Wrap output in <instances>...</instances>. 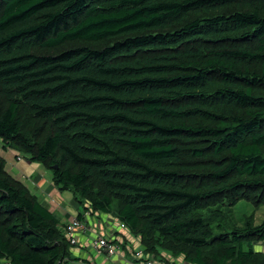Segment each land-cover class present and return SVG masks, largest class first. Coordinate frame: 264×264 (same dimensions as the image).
I'll return each instance as SVG.
<instances>
[{"label":"trees","instance_id":"1","mask_svg":"<svg viewBox=\"0 0 264 264\" xmlns=\"http://www.w3.org/2000/svg\"><path fill=\"white\" fill-rule=\"evenodd\" d=\"M0 139L130 255L264 264L223 210L264 205V0H0ZM66 228L0 155V264L67 263Z\"/></svg>","mask_w":264,"mask_h":264},{"label":"built area","instance_id":"2","mask_svg":"<svg viewBox=\"0 0 264 264\" xmlns=\"http://www.w3.org/2000/svg\"><path fill=\"white\" fill-rule=\"evenodd\" d=\"M114 223H116L114 218L109 215L103 217L85 211L82 218L74 219L66 225V233L71 243L76 247L80 245L81 238H88L90 248L97 256L115 263L116 260L122 261L124 255L122 245L118 244L119 239L115 235L116 232L125 230L126 227L124 224L119 223L113 226ZM98 227L101 228L98 229ZM144 251L141 246H134V254L131 256H133L135 262L122 261L121 264H188L151 258L145 255Z\"/></svg>","mask_w":264,"mask_h":264},{"label":"rangeland","instance_id":"3","mask_svg":"<svg viewBox=\"0 0 264 264\" xmlns=\"http://www.w3.org/2000/svg\"><path fill=\"white\" fill-rule=\"evenodd\" d=\"M10 154L16 155L19 153L17 151L14 152L10 148L5 149L3 146V143L0 139V155H2V157H5L8 160V162H11L12 164L17 165L16 169H14L15 170L14 172L17 174L18 177H21L22 174L23 175L25 174V176L27 178H29V180H30L32 175H34L35 179H36V177L38 178L39 176L42 175L43 177L46 178V180H48V183H46L44 185V188L47 189L50 186L51 178H52V171L51 170H49L48 168L44 167L43 165L37 164V163H34V164L32 163L31 165H29V162L27 161V159H24L26 157L22 154L17 155L16 159L10 160L8 158L10 156ZM60 193L61 194L58 195L55 191L53 193H49V191H48V196L50 198H55V201L58 204L62 203V204H65L66 206L68 205L67 209H68V207L70 209H72V211L68 210L69 212H72V213H70L72 217H76L79 214V212L85 211L83 206L79 207V208H81L79 211L75 206H72L71 201H75L76 203H78L76 201L74 193L72 191H63ZM223 210L226 212L225 214L227 215V218H226L225 222H227L228 224L234 223V224L239 226V225L243 224L247 220V218H250V217L253 220V222L257 225L262 223L264 220V205L256 207L252 203H249L247 201H241L236 206L226 207V208H223ZM80 245H82V242ZM80 245L76 249L80 248ZM132 245H133V243H128L129 248ZM86 247L88 248V249L84 248L88 251L86 255H88V257L90 258V261L93 262L94 264H100L102 262H105L107 264H113L114 263V261H106L104 258L97 256V254L94 253L93 249L90 248V246H86ZM129 248H127V252H125L126 254H129ZM86 255H84V257ZM72 258L74 260H71L72 262L70 264H83V262H81V260L79 259V254L75 255V257L73 256ZM127 259L129 260L130 263L135 262L133 256H131V255H128Z\"/></svg>","mask_w":264,"mask_h":264},{"label":"crops","instance_id":"4","mask_svg":"<svg viewBox=\"0 0 264 264\" xmlns=\"http://www.w3.org/2000/svg\"><path fill=\"white\" fill-rule=\"evenodd\" d=\"M19 154H16V155L10 154V156L8 158L10 160L16 159L17 158V155H19ZM3 158L6 160V170H7V172L9 174H11L17 180H20L21 182L25 183L29 187L30 191L34 195H36V196L39 197V199L42 202V204L46 208L51 209L57 215V217L59 218V220L61 221L62 224L67 225L68 223L72 222L74 219L79 218V216L82 215L85 212V211L84 212H79V214L76 217H72L71 214H70L72 212H69L68 211V210H71L72 211V209H70L69 207L67 209V206L68 205L66 206L65 204H62V203H59L58 204L55 201V198H50L48 196V191H49V193H53L55 191L58 195L61 194L60 192H63V191H60L57 187H55V185L53 184L52 178H51V184H50V186L47 189H45L44 188V185L46 183H48V180H46L45 177H43L41 175L38 178L36 177V179H35L34 175H32L30 180H29V178H27L25 176V174L24 175L22 174V176H21L22 178L21 177H18L17 174L14 172L15 171L14 169H16L17 165H14L11 162H8V160L5 157H3ZM24 159H26V158H24ZM31 164L32 163L29 162V165H31ZM71 204H72V206H75L78 209V211L81 209V208H79L81 206L79 203H76L75 201H71ZM100 228L101 227H98V229H100ZM81 241L83 243H85V244L84 245H80V248H78V249H73V251H72V257L73 256L75 257V255L79 254V258L80 259L87 260L88 255H86V254H87L88 251L86 249H84V248H87L86 246H88V244L90 246V242H89L88 238H81ZM260 248H261L262 251H264V245H262ZM123 249L124 248L122 247V252L124 254L122 261L129 262V260L127 259V256L130 255V254H126ZM84 255H86V256L84 257ZM72 257L70 259H67V261H66L67 263L64 262L63 264H70L72 262L71 260H74ZM122 261L116 260L115 264H121V263H123ZM100 264H107V263L102 262Z\"/></svg>","mask_w":264,"mask_h":264}]
</instances>
